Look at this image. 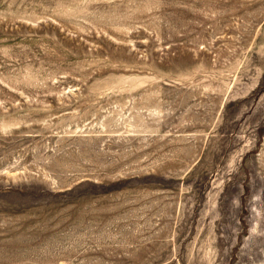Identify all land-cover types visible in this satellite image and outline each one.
Masks as SVG:
<instances>
[{
  "label": "rangeland",
  "instance_id": "1",
  "mask_svg": "<svg viewBox=\"0 0 264 264\" xmlns=\"http://www.w3.org/2000/svg\"><path fill=\"white\" fill-rule=\"evenodd\" d=\"M0 264H264V0H0Z\"/></svg>",
  "mask_w": 264,
  "mask_h": 264
}]
</instances>
